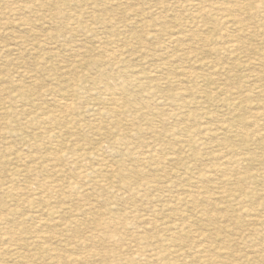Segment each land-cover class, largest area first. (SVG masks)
<instances>
[{
  "label": "rangeland",
  "instance_id": "374dc122",
  "mask_svg": "<svg viewBox=\"0 0 264 264\" xmlns=\"http://www.w3.org/2000/svg\"><path fill=\"white\" fill-rule=\"evenodd\" d=\"M0 264H264V0H0Z\"/></svg>",
  "mask_w": 264,
  "mask_h": 264
},
{
  "label": "bare ground",
  "instance_id": "6f19581e",
  "mask_svg": "<svg viewBox=\"0 0 264 264\" xmlns=\"http://www.w3.org/2000/svg\"><path fill=\"white\" fill-rule=\"evenodd\" d=\"M65 104V103H64Z\"/></svg>",
  "mask_w": 264,
  "mask_h": 264
}]
</instances>
